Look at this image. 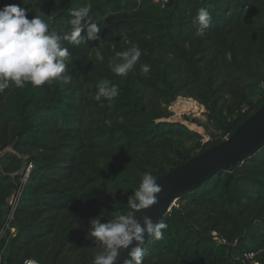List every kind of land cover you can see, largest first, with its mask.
<instances>
[{"label":"trees","instance_id":"trees-1","mask_svg":"<svg viewBox=\"0 0 264 264\" xmlns=\"http://www.w3.org/2000/svg\"><path fill=\"white\" fill-rule=\"evenodd\" d=\"M86 4L101 31L87 44L62 42L71 81L0 91V231L21 187L0 264H93L102 248L87 237L90 219L125 213L144 172L163 178L264 103V0H168L165 9L151 0H0L58 34ZM201 7L212 16L202 37L193 23ZM132 44L141 50L133 70L112 73L109 59ZM102 79L118 87L111 102L94 99ZM178 97L204 108L207 138L165 121ZM158 222L167 228L143 244V264H264V146L180 195Z\"/></svg>","mask_w":264,"mask_h":264},{"label":"clouds","instance_id":"clouds-1","mask_svg":"<svg viewBox=\"0 0 264 264\" xmlns=\"http://www.w3.org/2000/svg\"><path fill=\"white\" fill-rule=\"evenodd\" d=\"M91 5L72 9L69 28L63 34L50 30L49 25L36 15L31 20L27 18L28 9L19 5H5L0 8V91L8 88L10 83L17 88H23L25 83L39 87L53 80L67 84L72 77L67 74L71 62V53L62 46L68 41L74 46L87 44L89 40L99 39L101 26L91 23ZM212 16L208 8L201 7L193 20L198 23L197 35L203 36L209 27ZM83 33V35H82ZM141 57L137 44H132L125 51L116 52L109 59L108 67L112 73L126 77L133 70ZM231 60V53H225ZM97 60L104 59L100 51L96 52ZM148 65H142V74L149 72ZM119 95L118 87L108 79H102L97 85L94 99L113 101ZM162 191L157 178L151 172H144L139 187L128 198V210L117 213L107 222H101L100 217L89 221L88 238H94L102 251L94 258L93 264H116L122 250H127L128 258L124 264H143V243L146 237L163 238L167 225L154 222L149 216L141 219L137 214L155 205L157 194Z\"/></svg>","mask_w":264,"mask_h":264},{"label":"water","instance_id":"water-1","mask_svg":"<svg viewBox=\"0 0 264 264\" xmlns=\"http://www.w3.org/2000/svg\"><path fill=\"white\" fill-rule=\"evenodd\" d=\"M263 106L264 103L262 104L261 108H263ZM253 116H251L242 125H240L238 129L235 131V133L231 135L233 137L231 144L233 143L234 140H236V134L239 131V129ZM262 117L259 119V121L262 119ZM259 121H257L255 124H257ZM249 130L243 135L245 136L244 138L243 136H241L240 139L237 140L235 144L229 145L230 147L233 146V148H231L229 151L225 152V149L221 151H217L215 152V155L212 158L207 160H203L201 158L198 159V157H201L202 154L209 152L218 145L214 146L213 148L194 157L187 163L175 168L174 170L166 174L163 178L157 180V183L162 188V191L157 194L158 202L148 209L141 210L137 214V218L141 219L144 216H149L152 218V216L155 215L154 213L161 206H163V209L160 211L155 221L158 222L162 214L165 211L170 210V208L172 207L174 202H176L177 198L180 195L194 189L199 184L209 179L211 176L216 175L218 172L227 170L229 167L242 162L244 159L250 157L256 151L262 148L264 146V117L262 121L259 124H257V126L253 130L251 131ZM242 138L243 140H241ZM147 239L148 237L145 238L144 243L146 242ZM127 258H128L127 250H122L116 264H124V261Z\"/></svg>","mask_w":264,"mask_h":264},{"label":"rangeland","instance_id":"rangeland-1","mask_svg":"<svg viewBox=\"0 0 264 264\" xmlns=\"http://www.w3.org/2000/svg\"><path fill=\"white\" fill-rule=\"evenodd\" d=\"M260 108L261 107H259L251 116H253ZM169 111L171 112V116H170V118L166 119L165 121L181 122L182 124L186 125L189 129L197 131L201 135H204L205 138H207V136L205 135L204 129H203L204 126L208 127V124L206 121V116L204 113L205 110L195 100L190 99V98L178 97L169 107ZM263 117H262V119H263ZM262 119L257 124H259L262 121ZM257 124H255L249 131L253 130L257 126ZM241 132L242 131H240L239 136H242L243 133H241ZM244 137L245 136H243V138ZM243 138L241 140H243ZM232 140H233L232 136L225 137L224 139H222L221 143L217 147H215L212 150H210L209 152H207L209 155H207V153H204L201 155V157H198V159H200V158L203 160L210 159L215 155V152L221 151L223 147H225V149H226L225 152L229 151L231 148H233V146L232 147L229 146L231 144ZM212 153H213V155H212ZM208 156H211V157H208ZM10 202H11V200L9 198L7 200L8 209L10 207ZM174 204H175V202H174ZM5 236H6V228H4L3 230L0 231V240ZM1 253H2V250L0 251V254Z\"/></svg>","mask_w":264,"mask_h":264},{"label":"built area","instance_id":"built-area-1","mask_svg":"<svg viewBox=\"0 0 264 264\" xmlns=\"http://www.w3.org/2000/svg\"><path fill=\"white\" fill-rule=\"evenodd\" d=\"M151 1H153V2H155V3H158L161 9H165L166 6H167V4H168V0H151ZM30 168H31V165H29L28 168H27V172L25 173L24 178H23L24 180L26 179V177H27V175H28V171L30 170ZM20 190H21V187H19V188L14 192V194L10 197L11 202H10V207H9L8 220H7V222H6L5 225H4V228H6V229H8V222H9V219H10V217L12 216V214H13V212H14V209H15V206H16V204H17V201H18V199H19V196H20ZM10 232H11V233L14 232V229H10ZM212 235H213L214 240L219 241L215 233H213ZM23 264H37V263H36L35 261H33V260H26Z\"/></svg>","mask_w":264,"mask_h":264},{"label":"bare ground","instance_id":"bare-ground-1","mask_svg":"<svg viewBox=\"0 0 264 264\" xmlns=\"http://www.w3.org/2000/svg\"><path fill=\"white\" fill-rule=\"evenodd\" d=\"M264 115V106H263V108H261L249 121H247L240 129H239V132H237V134H236V140L231 144V145H233V144H235L236 142H237V140H239L240 139V137L241 136H239V134H240V131H242L241 133H243L242 134V136L257 122V121H259V119L262 117ZM225 149V147L224 148H222V150H224ZM226 150V149H225ZM209 155V154H208ZM212 155H213V153H212ZM163 209V206H161L154 214V216H152V219H153V221L155 222L156 221V219H157V216H158V214L160 213V211Z\"/></svg>","mask_w":264,"mask_h":264}]
</instances>
